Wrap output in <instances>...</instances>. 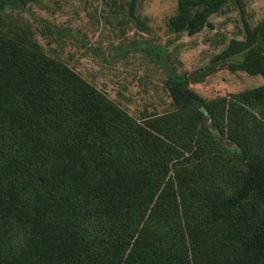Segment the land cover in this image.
<instances>
[{"label":"trees","instance_id":"obj_1","mask_svg":"<svg viewBox=\"0 0 264 264\" xmlns=\"http://www.w3.org/2000/svg\"><path fill=\"white\" fill-rule=\"evenodd\" d=\"M227 1L175 0L167 27L194 35ZM242 31L206 66L170 75L174 111L144 124L30 34L0 32V264H264V85L212 100L188 87L222 69L264 79V23ZM174 149L181 168L229 159V190L210 184L191 203L174 180L168 198L160 151Z\"/></svg>","mask_w":264,"mask_h":264},{"label":"rangeland","instance_id":"obj_2","mask_svg":"<svg viewBox=\"0 0 264 264\" xmlns=\"http://www.w3.org/2000/svg\"><path fill=\"white\" fill-rule=\"evenodd\" d=\"M130 1L32 0L21 9L0 10V32L12 38L30 34L42 54L67 66L113 107L144 124L174 111L164 87L170 75L206 66L230 39L242 37L243 22L250 27L264 23V0H228L208 18L209 27L191 36L173 34L167 21L175 14V0H134L131 14ZM262 85L260 76L222 69L188 87L212 100ZM182 153L160 151V158L173 162L164 179L172 182L168 198L178 193L175 181L191 203L192 194L210 184L229 190L222 174L233 170V162L226 158L229 165L219 171L222 164L215 158L202 162L198 157L181 168L173 156Z\"/></svg>","mask_w":264,"mask_h":264}]
</instances>
